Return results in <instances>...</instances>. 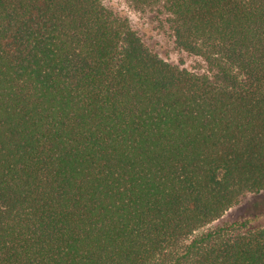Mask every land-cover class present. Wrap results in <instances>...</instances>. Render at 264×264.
I'll return each mask as SVG.
<instances>
[{"label":"trees","instance_id":"16d2710c","mask_svg":"<svg viewBox=\"0 0 264 264\" xmlns=\"http://www.w3.org/2000/svg\"><path fill=\"white\" fill-rule=\"evenodd\" d=\"M0 0V264H264V0ZM231 215V214H230Z\"/></svg>","mask_w":264,"mask_h":264},{"label":"rangeland","instance_id":"374dc122","mask_svg":"<svg viewBox=\"0 0 264 264\" xmlns=\"http://www.w3.org/2000/svg\"><path fill=\"white\" fill-rule=\"evenodd\" d=\"M109 5L120 7L136 24L137 28L146 35L150 44L161 54L162 57L173 64L195 66L194 59L181 54L174 46L170 35L161 27L156 19L143 17L133 11L128 4V0H104ZM231 214V215H230ZM247 218L252 224H264V193L249 194L242 198L241 203L228 215L219 219L210 227H215L231 219Z\"/></svg>","mask_w":264,"mask_h":264}]
</instances>
